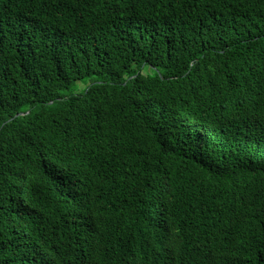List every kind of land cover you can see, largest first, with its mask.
<instances>
[{"label": "trees", "instance_id": "obj_1", "mask_svg": "<svg viewBox=\"0 0 264 264\" xmlns=\"http://www.w3.org/2000/svg\"><path fill=\"white\" fill-rule=\"evenodd\" d=\"M0 264H264V0H0Z\"/></svg>", "mask_w": 264, "mask_h": 264}, {"label": "rangeland", "instance_id": "obj_2", "mask_svg": "<svg viewBox=\"0 0 264 264\" xmlns=\"http://www.w3.org/2000/svg\"><path fill=\"white\" fill-rule=\"evenodd\" d=\"M84 84H85L84 82H79V83L77 84V88H78V90L83 89L84 86H85Z\"/></svg>", "mask_w": 264, "mask_h": 264}]
</instances>
